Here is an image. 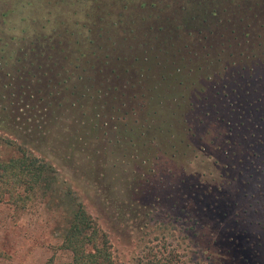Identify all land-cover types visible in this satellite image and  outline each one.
Listing matches in <instances>:
<instances>
[{
    "label": "rangeland",
    "instance_id": "374dc122",
    "mask_svg": "<svg viewBox=\"0 0 264 264\" xmlns=\"http://www.w3.org/2000/svg\"><path fill=\"white\" fill-rule=\"evenodd\" d=\"M240 1L243 3L214 1L215 13L192 14L195 19L182 14L183 22L172 16L166 23L167 9L144 23L136 18L139 22L135 20L133 32H128L132 29L128 21L135 15L124 16L127 29L104 35V41H98L100 50L95 49L93 56L87 53L94 48L87 50L84 28L71 24L70 39L79 41L75 45L84 56L76 60L79 52L72 53L77 66L69 67V81L78 77L81 81H68V91L73 94H67V103L76 107L77 102L90 103L101 96L110 108L115 104L111 96H159L164 108H183L179 120L187 128L184 138L188 147L170 142L167 150L160 145L163 150L156 152V158L152 149L151 162L137 165L106 156L113 188L110 203L103 204L105 198L97 201L99 189L86 176L63 175L91 216L107 230L114 255L125 264L138 249L160 247L163 236L182 264H264V135L254 134L260 123L253 101L257 96L264 100V76L259 84H253L241 69L244 64L238 58L225 60L221 51L229 49L227 43L234 34L227 27L228 11ZM248 3L251 6L250 0ZM0 7L13 9L8 19L14 23L27 13L38 18L54 14L68 23L75 22L87 8L85 0H0ZM145 13L154 15L150 10ZM154 19L161 23H153ZM155 25H166L167 29L172 25L173 31L157 32ZM107 38L114 42V48L108 45L111 49H105ZM97 54L102 55L99 60H95ZM123 109L129 111L127 106ZM110 111L112 115L122 112ZM17 112L21 113L20 109ZM65 113L69 117V108ZM228 126L230 131H226ZM238 128L240 133L233 134ZM166 138L163 141L167 142ZM8 155H12L11 149L0 146V158ZM79 158H84L82 153L75 155L72 163ZM87 165L83 163V168ZM60 184L24 208L0 203V264L69 259L68 253L58 248L66 220Z\"/></svg>",
    "mask_w": 264,
    "mask_h": 264
},
{
    "label": "trees",
    "instance_id": "16d2710c",
    "mask_svg": "<svg viewBox=\"0 0 264 264\" xmlns=\"http://www.w3.org/2000/svg\"><path fill=\"white\" fill-rule=\"evenodd\" d=\"M85 1L87 8L84 15L70 23L54 14L38 18L28 13L14 23L8 19L13 9L4 7V10L0 7V146L12 151V155L7 158H0V203L24 208L35 198L46 195L51 186L61 183L66 220L59 236L58 248L68 253L69 259L55 263L50 257L44 264H125L114 255L107 230L91 216L63 175L86 176L89 183L99 189L96 192L97 201L105 198L106 202L102 203H110L113 188L106 156L117 162L137 165L151 162L149 151L155 150L152 154L156 158V152L163 150L161 146L168 150L170 142L174 146L182 143L185 147L189 146L184 138L188 135L187 128L182 127V120H179L183 117L182 106L179 105L177 110L164 108L159 104V96H111L115 104L110 108L107 101L102 103L101 96H96L99 99H92L90 103L88 101L80 105L77 102L76 107L73 102L67 103V94H73L68 91L69 82L73 79L81 81L79 77L69 81L72 75L67 74L71 71L69 67L76 65L73 64L72 53L79 52L76 60L84 56V52L75 45L79 41L70 39L73 33L71 24H79L75 28H84L87 50L94 48L87 53L93 56L95 49L100 47L99 39L104 41V35L127 29L123 22L124 16L135 15L134 20L128 21L132 26L128 32H133L137 25L136 18L144 23L147 18L160 17L168 9L169 15L166 13L164 16L166 23L172 16L175 19L179 17L183 22L182 14H190L189 18L195 19L194 15L200 16V13L202 16L207 11L215 13V6L212 5L214 1L220 0ZM250 1L251 6L249 0H242L243 3L240 1L228 11L231 17L227 19V27L229 33L234 34L232 42L227 43L229 49L222 48L221 51L225 60L238 58L244 64L241 65V69L246 71L244 74L253 80V84H259L258 80L264 76V0ZM147 10L154 15L145 13ZM249 11L250 16L247 14ZM237 14L243 17H237ZM244 19L247 22H243ZM160 21L154 19L153 23ZM17 25L20 27L16 31ZM178 26L183 28L184 23ZM169 27L173 31L172 25ZM154 29L158 32L166 30L167 26L155 25ZM148 31L145 30V33ZM235 39L237 41L233 42ZM248 40L249 45H244V48L243 44ZM106 41L105 49H108V45L111 47L114 42L108 38ZM241 50L243 54H240ZM6 52H9L7 56ZM96 56L99 57H95V60L102 57L101 54ZM253 101L260 123L254 134L261 136L264 135V100L257 96ZM125 106L129 111L123 109ZM68 108L71 113L69 117L65 113ZM110 109L122 112L112 115ZM161 113L165 116L161 117ZM226 129L230 131L229 126ZM232 131L237 135L241 130ZM164 136L169 138L167 142L163 141ZM250 152L254 158V151ZM81 153L84 158L72 163L73 157ZM85 162L88 165L84 169ZM163 229H160L161 234ZM162 238L160 247L154 245L136 250L129 256L127 264H182L174 248L170 247V242L164 240V236Z\"/></svg>",
    "mask_w": 264,
    "mask_h": 264
}]
</instances>
